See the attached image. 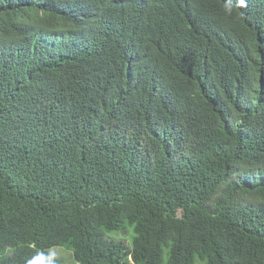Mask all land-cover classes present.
<instances>
[{
  "label": "trees",
  "instance_id": "1",
  "mask_svg": "<svg viewBox=\"0 0 264 264\" xmlns=\"http://www.w3.org/2000/svg\"><path fill=\"white\" fill-rule=\"evenodd\" d=\"M57 247L264 264V0H0V264Z\"/></svg>",
  "mask_w": 264,
  "mask_h": 264
},
{
  "label": "rangeland",
  "instance_id": "2",
  "mask_svg": "<svg viewBox=\"0 0 264 264\" xmlns=\"http://www.w3.org/2000/svg\"><path fill=\"white\" fill-rule=\"evenodd\" d=\"M51 254L55 258L60 259L63 262V264H76L73 258L72 251L67 247L54 248L51 250Z\"/></svg>",
  "mask_w": 264,
  "mask_h": 264
}]
</instances>
